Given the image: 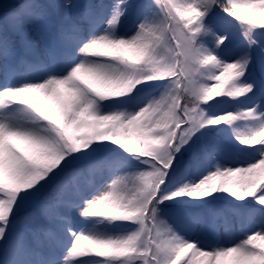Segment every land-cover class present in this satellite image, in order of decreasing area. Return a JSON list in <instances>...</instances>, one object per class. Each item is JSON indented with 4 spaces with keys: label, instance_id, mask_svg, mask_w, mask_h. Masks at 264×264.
<instances>
[{
    "label": "snow or ice",
    "instance_id": "obj_1",
    "mask_svg": "<svg viewBox=\"0 0 264 264\" xmlns=\"http://www.w3.org/2000/svg\"><path fill=\"white\" fill-rule=\"evenodd\" d=\"M0 264H264V0H0Z\"/></svg>",
    "mask_w": 264,
    "mask_h": 264
},
{
    "label": "rangeland",
    "instance_id": "obj_2",
    "mask_svg": "<svg viewBox=\"0 0 264 264\" xmlns=\"http://www.w3.org/2000/svg\"><path fill=\"white\" fill-rule=\"evenodd\" d=\"M221 239H222V241H223V240H226V239H227V234H222Z\"/></svg>",
    "mask_w": 264,
    "mask_h": 264
}]
</instances>
